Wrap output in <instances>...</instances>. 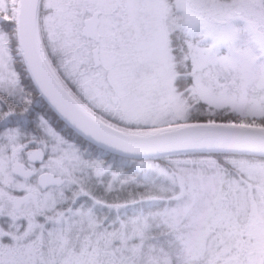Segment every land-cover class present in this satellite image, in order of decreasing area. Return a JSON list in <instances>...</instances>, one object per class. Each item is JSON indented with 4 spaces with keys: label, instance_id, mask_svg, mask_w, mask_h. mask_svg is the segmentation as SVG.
I'll return each mask as SVG.
<instances>
[{
    "label": "snow or ice",
    "instance_id": "6c2138e0",
    "mask_svg": "<svg viewBox=\"0 0 264 264\" xmlns=\"http://www.w3.org/2000/svg\"><path fill=\"white\" fill-rule=\"evenodd\" d=\"M0 264H264V0H0Z\"/></svg>",
    "mask_w": 264,
    "mask_h": 264
}]
</instances>
